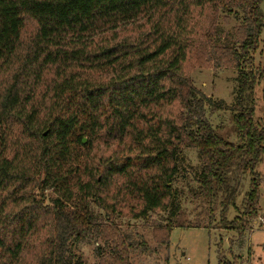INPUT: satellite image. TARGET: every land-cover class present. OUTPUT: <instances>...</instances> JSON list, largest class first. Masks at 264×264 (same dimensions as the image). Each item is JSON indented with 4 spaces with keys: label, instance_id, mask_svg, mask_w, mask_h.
Instances as JSON below:
<instances>
[{
    "label": "trees",
    "instance_id": "1",
    "mask_svg": "<svg viewBox=\"0 0 264 264\" xmlns=\"http://www.w3.org/2000/svg\"><path fill=\"white\" fill-rule=\"evenodd\" d=\"M263 29L264 0H0V264H87L78 247L99 240L97 264H135L148 244L113 222L158 211L160 248L174 227L214 229L219 207V226L243 236L264 181ZM212 53L238 72L236 142L189 75ZM189 148L202 160L195 218L174 186Z\"/></svg>",
    "mask_w": 264,
    "mask_h": 264
},
{
    "label": "rangeland",
    "instance_id": "2",
    "mask_svg": "<svg viewBox=\"0 0 264 264\" xmlns=\"http://www.w3.org/2000/svg\"><path fill=\"white\" fill-rule=\"evenodd\" d=\"M234 25L236 21L231 19V22L225 26L223 36L232 33ZM229 36L233 39L232 35L229 34ZM211 61L210 67L195 68L189 75L195 86L211 100L207 104L206 111L217 131L227 140L236 142L238 138L233 127L232 112L228 106L235 100L238 72L232 66H219L213 53ZM255 66L260 70L264 68V29L260 36L259 48L255 53ZM219 100L224 102L221 108L216 107V102L218 103ZM255 103V118L264 124V82L255 87ZM201 165L202 160L197 150L186 149L181 166L182 171L174 181V186L182 191L183 208L192 218H195L197 211H200L197 209L200 203L192 199L189 190L198 186ZM257 169L264 178V161ZM248 179L245 183L246 191L249 189ZM244 193L245 191L237 199V205L242 211H244L242 209ZM46 194L49 195L50 192ZM259 206L257 219L251 222L243 236L219 226L221 219V208L219 207L213 225L214 229L174 227L169 250L158 247L152 239V222H165L166 211L152 213L148 221L125 216L115 218L113 223L132 234L133 240L140 242L143 239L148 244L147 248L137 245L136 250L132 252V260L135 264H264V181L260 185ZM96 210L103 213L100 209ZM237 214L240 212L230 209L228 219H233ZM98 248L108 249L99 240L96 243L80 245L78 251L87 264H97L101 259Z\"/></svg>",
    "mask_w": 264,
    "mask_h": 264
},
{
    "label": "water",
    "instance_id": "3",
    "mask_svg": "<svg viewBox=\"0 0 264 264\" xmlns=\"http://www.w3.org/2000/svg\"><path fill=\"white\" fill-rule=\"evenodd\" d=\"M45 134H47V132H45ZM83 141L85 142L86 141V138H84Z\"/></svg>",
    "mask_w": 264,
    "mask_h": 264
}]
</instances>
